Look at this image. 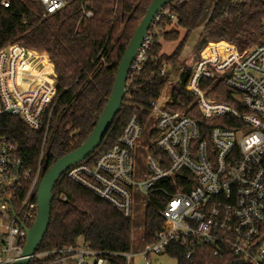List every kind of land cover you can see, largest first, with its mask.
<instances>
[{
  "label": "built area",
  "instance_id": "2783aa9c",
  "mask_svg": "<svg viewBox=\"0 0 264 264\" xmlns=\"http://www.w3.org/2000/svg\"><path fill=\"white\" fill-rule=\"evenodd\" d=\"M33 1L42 4L46 16L68 2ZM0 4L8 8L11 3L0 0ZM83 14L93 16L92 10ZM163 18L178 23L168 6L159 11L129 78L149 59L159 35L156 24ZM262 35L261 42L244 51L228 43L233 48L208 57L205 50L212 42L207 41L191 66L187 89L196 97L203 119H223L233 127L213 126L202 139L198 119L185 111L170 110L171 96H161L151 104L146 126L133 115L116 144L101 153L93 166L81 162L65 172L126 216H132L134 205L152 194L166 197L160 214L168 227L155 241L143 245L139 252L143 264H151V257L170 245L182 247L186 259L206 248L214 257L232 253L246 264H264V23ZM20 50L39 53L20 43L0 48V264H16L22 258L27 229L37 219L42 156L57 88V75L48 56L37 66L33 55L26 57ZM167 70L169 66L162 73ZM36 74L41 76L35 79ZM217 77L234 90L233 104L214 99L202 89L204 79ZM5 115L18 118L31 129H45L36 168L25 163L15 141L2 133ZM152 147L164 154L156 155ZM113 255L118 254L79 241L36 251L29 264H109ZM120 255L131 264V252Z\"/></svg>",
  "mask_w": 264,
  "mask_h": 264
},
{
  "label": "trees",
  "instance_id": "16d2710c",
  "mask_svg": "<svg viewBox=\"0 0 264 264\" xmlns=\"http://www.w3.org/2000/svg\"><path fill=\"white\" fill-rule=\"evenodd\" d=\"M8 1V8L0 4V48L20 43L39 52L20 50L26 57L33 55L37 66H42L48 56L57 75V85L52 81L57 87L55 106L42 156L44 175L59 158L78 148L94 129L111 95L119 63L153 0H68L62 9L47 16L38 1ZM167 6L178 23L163 18L156 24L159 35L149 50V59L142 70L129 78L127 94L108 133L82 163L93 166L101 153L116 144L133 115L140 117L143 126L148 124L151 104L159 100L171 81L193 30L203 26L198 53L206 45L202 40L213 41L205 50L206 57L233 48L229 44L244 51L262 40L264 0H174ZM84 10H92L93 16L86 18ZM179 29L185 30L182 38ZM161 41L179 43L167 55L161 53ZM165 66L170 69L163 74ZM190 74V66L182 69L171 91L169 109L197 118L202 139L208 137V129L213 126L233 127L223 119H203L196 97L187 89ZM39 76L34 75L35 79ZM201 87L214 99L234 103V90L220 77L204 79ZM2 133L15 141L27 165L38 166L44 128L31 129L18 118L5 115ZM151 151L158 156L164 154L156 147ZM53 194L49 227L37 252L82 241L93 249L118 254L113 255L109 264H126V258L120 254L131 252L132 216L124 215L66 173L56 182ZM166 201L159 193L144 200V244L155 241L167 229L160 214ZM165 252L176 257L177 264H246L232 253L214 257L206 248L199 249L193 259H186L185 250L178 245H170Z\"/></svg>",
  "mask_w": 264,
  "mask_h": 264
},
{
  "label": "water",
  "instance_id": "95a60500",
  "mask_svg": "<svg viewBox=\"0 0 264 264\" xmlns=\"http://www.w3.org/2000/svg\"><path fill=\"white\" fill-rule=\"evenodd\" d=\"M174 0H153L132 36L128 47L119 63L111 95L100 114L98 121L88 138L75 150L59 158L43 175L37 191L38 215L31 228L27 229V239L22 258L16 264H29L44 239L51 218L53 190L58 179L73 165L81 163L100 146L108 133L123 100L127 94L129 74L136 54L148 31L154 24L159 11ZM206 41L202 40V44Z\"/></svg>",
  "mask_w": 264,
  "mask_h": 264
},
{
  "label": "rangeland",
  "instance_id": "374dc122",
  "mask_svg": "<svg viewBox=\"0 0 264 264\" xmlns=\"http://www.w3.org/2000/svg\"><path fill=\"white\" fill-rule=\"evenodd\" d=\"M179 30L182 38L185 35V30L184 29H179ZM202 33H203V26H200L199 28L193 30V32L191 33L188 42L186 44V47L183 51L182 60L178 65V68L175 70L174 75L171 78V81L168 83L164 93L162 94V97H167L168 99L171 96V91L174 85L176 84L178 78L180 77V73L182 69L186 66H190V67L193 66L194 61L198 58L199 55L198 51L200 49V38ZM161 43H162L161 53L170 55L176 49L179 42L161 41ZM143 205H144L143 203H139L138 205H134V209H133V214H132L133 239H132V247H131V253L133 254V256L131 259V264H143V258L139 254V252L141 251L144 245L143 234H144L145 213H144ZM150 261L151 264H177L178 262L176 257L171 256L166 252H163L158 255H153Z\"/></svg>",
  "mask_w": 264,
  "mask_h": 264
}]
</instances>
